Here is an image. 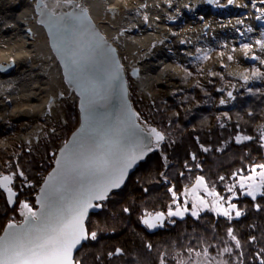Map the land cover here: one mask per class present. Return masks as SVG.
Here are the masks:
<instances>
[{
    "label": "bare ground",
    "instance_id": "obj_1",
    "mask_svg": "<svg viewBox=\"0 0 264 264\" xmlns=\"http://www.w3.org/2000/svg\"><path fill=\"white\" fill-rule=\"evenodd\" d=\"M85 14L93 20L119 52L120 45L131 51L129 68L137 71L136 78L141 89L151 93L152 84H163L175 90L174 84L179 80L180 70L174 61L191 59L196 48L206 52L223 37L240 39L253 33L254 29L251 30L253 25H264V0H232L231 3L229 0H0V122L4 120L1 118V113L8 104L14 106L18 104L20 99L18 95L23 96L26 109L17 110L14 114L17 118L29 116L48 121L56 115L57 107L62 103L64 96L61 98L56 94L55 78L58 73L61 75L62 73L59 60L52 49L53 38L41 22L44 17L53 20L54 16H63L80 23L88 19ZM53 23L58 24V21L54 20ZM65 28L67 30L64 29L65 32L62 34L69 36L68 45L73 47L72 43L79 41L78 38L72 37L75 35V27L68 24ZM260 36L264 43V26L261 28ZM242 56L251 61L258 58L257 53L255 55L245 52ZM215 63L224 67H233L231 74L237 77L243 75L237 65L229 64L223 59ZM127 77L129 81V74ZM196 84H198L196 79L190 81V87L193 88ZM223 91L220 93L222 96H224ZM220 94L217 92L215 97ZM235 97L234 91L232 100L237 101ZM222 102L224 101L220 102L222 106L227 107V102L224 105ZM233 106H237V103L233 102ZM137 114L139 115V112ZM139 118L143 124H146L140 115ZM153 126L160 130V127ZM190 137L186 140L189 141ZM192 137L196 140V136L192 135ZM65 142L67 141L60 144L59 150ZM171 146H175V143L173 142ZM168 147L172 148L169 145ZM166 157V161L170 160V155L167 154ZM161 158L163 159L162 156ZM143 163L130 178L138 172ZM252 165L249 167L255 173L246 176L244 183L252 189L256 183L259 185L260 181V184L263 182L264 187L261 176L264 172L256 165ZM171 175L168 174L167 178L160 177L162 182L154 178L150 181H155L154 184L162 188L167 181L174 187ZM175 178H179L177 173ZM172 191L177 199L179 196L177 191L174 188ZM190 191V201L195 204L196 209L192 211L185 206L184 211L179 210V213L186 221H197L200 216L196 212L209 206L206 203L209 199H206L203 192L213 196L216 193L204 188L203 180L198 181ZM225 201L227 200H223V197L217 194L213 203L220 213L219 219L223 216V219L231 222V219H227L223 214L224 210L230 211L228 209L230 206L228 208L223 206ZM157 213L163 211L158 210ZM189 216L191 218H188ZM215 217L218 219V216ZM147 218L143 220L146 221ZM164 219L165 217L155 219L149 216V224L152 225L149 226L150 229L159 234L164 233L157 230L160 225L162 226ZM141 243L143 247L148 245L146 241ZM75 264L78 263L75 261Z\"/></svg>",
    "mask_w": 264,
    "mask_h": 264
},
{
    "label": "water",
    "instance_id": "obj_2",
    "mask_svg": "<svg viewBox=\"0 0 264 264\" xmlns=\"http://www.w3.org/2000/svg\"><path fill=\"white\" fill-rule=\"evenodd\" d=\"M85 17L88 19L80 23L63 16H54L53 20L44 17L41 22L53 38L52 49L59 60L65 85L76 97L80 123L62 144L53 169L42 183L36 196V209L24 207L21 222H9L0 235V247L7 250L4 259L9 264L15 260L11 249H26L42 243L48 236L65 229L83 210L81 223L86 238L72 247L71 260L75 264V254L88 238L87 220L101 208L102 202L121 190L151 155L159 153L167 167V157L162 152L167 138L154 126L140 121L119 50L87 14ZM68 24L75 27L72 37L79 39L72 43L73 47L68 45L69 36L62 34ZM133 72L136 76L137 71ZM230 93L229 97L233 98V92ZM6 176L11 180L4 181ZM15 178L14 173L0 175V187L11 208L18 197L13 188ZM262 186L263 182L256 183L252 189L258 191ZM99 195L104 198H96ZM89 201L91 206L85 209ZM150 216L165 217L163 213Z\"/></svg>",
    "mask_w": 264,
    "mask_h": 264
},
{
    "label": "rangeland",
    "instance_id": "obj_3",
    "mask_svg": "<svg viewBox=\"0 0 264 264\" xmlns=\"http://www.w3.org/2000/svg\"><path fill=\"white\" fill-rule=\"evenodd\" d=\"M264 25H253L252 29H254L253 33L248 36L241 37L240 39H236L235 37H223L222 40L215 42L212 47L208 48L206 52L201 51V49L195 50L193 52V57L188 60H178L174 61V64L179 67V80L174 84V89L172 90L166 85L163 84H152L151 93L144 92L141 89V86L137 82L136 76L133 75V71L129 68V61L131 59V51L125 47L120 45V55L122 57L123 64L125 68H127V72L129 74V87L131 89L132 99L134 102V98L138 101L139 106H150L151 113L154 114V110L160 112V108H163L162 105L166 106L165 112L172 111L169 113V117L161 118V122L167 125V132L165 133L162 129L161 132L166 136V142L163 145H169L170 147L172 143L175 142L176 136L174 135V128L178 126H182L183 131L188 127L195 126L194 120L196 119L195 113L196 108L202 107L200 104L206 99H202L197 101V104H194V101H190L191 99L186 100V96L192 95L194 92L198 90H215L218 94L221 93L222 90L224 96L221 94L218 96V100L214 103L213 108L217 107V110L221 112V116L226 120L229 117V111L233 106V102H239L243 97H245V101H262L264 102V43L261 39L260 32L261 28ZM248 52L250 54H258V58L255 60H249L247 57L242 56L243 53ZM219 59H223L229 64L237 65L239 69L243 72V75L236 76L231 74V70L233 67H224L221 65H216ZM188 79V80H187ZM197 80L198 84L192 88L190 87V81ZM55 91L56 94L61 96L63 94L62 103L57 107L56 115L48 120L44 121L39 117H29L24 116L22 118H17L14 114L17 110L26 109L25 101L23 96L18 95V104L14 106L13 104H8L5 110L1 113V118H4L3 121L0 122V175H8L14 173L16 175L15 183L13 188L18 181L19 177L25 180V174L20 168V166L16 167L19 162V157L26 151L35 150L39 148L41 144H43L49 137V135H59L60 129L63 126L67 125L68 121L65 115L64 107L67 104H77L76 99L73 94L69 92L67 89L63 76L61 74H57L55 78ZM235 91V98L237 101L232 100L233 98L229 97V93ZM250 97V99H248ZM220 100V101H219ZM221 101L227 102V107H223L221 105ZM182 106L180 108L172 109L167 108L168 106ZM235 105V104H234ZM78 106V104H77ZM152 106V107H151ZM208 106V105H207ZM253 106V105H247ZM210 107V106H209ZM229 107V108H228ZM258 107V106H257ZM79 111V110H78ZM141 112H144L142 110ZM201 115V114H200ZM147 117V115H145ZM219 116V113H218ZM165 119V122H164ZM214 123V122H213ZM217 123V122H215ZM146 124H150L146 121ZM218 126V124H216ZM173 129V130H172ZM180 136L184 138L181 134ZM181 138V139H182ZM68 141V140H67ZM63 142V141H62ZM61 142V143H62ZM54 152V151H53ZM50 154V156L57 157L58 151L56 154ZM166 154L167 153H163ZM165 155V156H166ZM151 157V156H150ZM169 159V158H168ZM47 160V158L45 159ZM162 161H164L162 159ZM167 160V167L164 164V170L160 172V177H166L168 175V171L170 169H175L177 174H179V170L177 171V167L174 166L176 163L173 162V166L171 165L172 161ZM16 165V166H15ZM54 165V163H53ZM256 165L258 168L264 172V160L262 162H257ZM253 165V166H254ZM54 167V166H53ZM50 173V172H49ZM48 173V174H49ZM22 174V175H20ZM47 174V175H48ZM46 175V176H47ZM45 176V178H46ZM242 176V175H241ZM248 176V175H247ZM246 177V176H245ZM43 179L42 183L44 182ZM27 180V179H26ZM41 183V185H42ZM260 184V181H259ZM40 185V187H41ZM246 187V183L243 184ZM39 187V189H40ZM262 188H264L262 186ZM261 188V189H262ZM1 189V187H0ZM15 189V188H14ZM261 189L258 190L261 192ZM263 190V189H262ZM4 193V191L1 189ZM18 193L17 203L19 198ZM258 191H254L253 189L247 190L246 193H259ZM39 192V190H38ZM37 192V194H38ZM168 192V191H167ZM169 193V192H168ZM5 194V193H4ZM36 194V196H37ZM224 195V196H223ZM220 195L223 197V200H229L232 196L230 193H224ZM6 196V194H5ZM35 196V202H36ZM7 199V196H6ZM206 199H209L208 197ZM210 200V199H209ZM225 201V208L229 207ZM8 202V200H7ZM222 203V201H220ZM11 208L9 203V207L11 209L18 208V205ZM234 205V201L231 202ZM255 205L253 206L256 211L264 210L263 205ZM23 204L18 208V216L20 217V221L16 222L14 220L10 222L19 223L22 220L21 210L24 208ZM28 207L32 209H36L34 207L27 204ZM204 210V209H203ZM209 213V212H208ZM240 218H246L247 215L243 214L239 211ZM103 214H106L105 212ZM203 214V212H202ZM107 215V214H106ZM204 215V214H203ZM230 216L233 218L234 213ZM105 219H102L105 223H109L114 225L116 222L111 220V217L107 215ZM201 217V215H200ZM219 219V216H218ZM221 219V218H220ZM253 228H255L253 226ZM237 234L231 233L229 234V242L222 247L218 252H211L208 248L201 250L202 252L196 251H184V257L179 259L178 264H245L242 262V257L250 253L251 246L249 247L248 253H242V241L236 237ZM234 237V238H233ZM252 237V236H251ZM255 237V236H253ZM256 240V239H255ZM255 242V241H253ZM253 244V243H252ZM255 249L253 252L257 255H264V243H257L253 245ZM193 248H189L187 250H191ZM261 250V251H260Z\"/></svg>",
    "mask_w": 264,
    "mask_h": 264
},
{
    "label": "flooded vegetation",
    "instance_id": "obj_4",
    "mask_svg": "<svg viewBox=\"0 0 264 264\" xmlns=\"http://www.w3.org/2000/svg\"><path fill=\"white\" fill-rule=\"evenodd\" d=\"M196 112L201 113L202 123H199L198 126L186 128L181 134L184 137L181 141L189 146L190 141L186 139L191 135L196 136L198 150L194 151L191 147V151H189L190 159H187V156L184 155L178 159L177 164L171 163V165L177 167V171L179 170V178H175L177 173L175 169L168 171V174H172L171 177L175 186L172 187L167 181L164 182V187L170 193V200L163 211L165 219L162 226L160 225V228L157 229L158 232H172L173 228L186 221L183 219L184 216L179 213V210L184 211L185 206L189 210L195 211V204L190 201V190L200 180H203L204 188L215 191L216 195L213 196L203 192V195L210 200L206 202L209 206L196 212L199 213V216H203L208 212L214 216H219L217 206L213 203V200L217 198V194L230 193L232 196L230 201H227L230 206L227 219H231L232 223L243 219L240 218L242 215H236L237 212L241 211L247 215L248 209L254 206V203L264 206V188L261 192L254 193L255 198H253V195L246 193L250 188L243 185L245 176L255 173L249 166L264 159V107L233 106L226 120L221 116V112L217 110V107L202 106L196 108ZM227 152H229L230 157L241 160L236 161L219 173L215 169L218 154L222 156ZM172 188L179 195L177 199L173 195ZM144 192L147 193V189ZM232 201H234V205L231 204ZM105 203L88 220L87 233L89 239L74 257L78 264H178L179 259L184 257V243L176 244L172 240L173 242H167L169 248L164 249L162 239L174 238V234H159L150 229L149 225H146L143 220L158 212V209L152 203L144 204L142 207H136L132 210L134 215L138 214V217L134 218L135 221L139 222L140 233L131 238H129L130 236L125 237L124 241H129L128 245L130 247L124 249L120 243L123 236H126L125 230L128 225L122 226L120 220L111 225L96 217L107 212ZM140 212L141 216L139 215ZM232 213H234V217L236 216L235 218L230 216ZM220 217L224 218L223 216ZM93 233H95L94 239L92 238ZM179 236L184 237V234L181 232ZM142 241H146L148 245L143 247ZM159 245H162L161 249ZM176 247L179 248L176 249ZM186 251H196V249ZM197 252L202 251L197 249Z\"/></svg>",
    "mask_w": 264,
    "mask_h": 264
},
{
    "label": "trees",
    "instance_id": "obj_5",
    "mask_svg": "<svg viewBox=\"0 0 264 264\" xmlns=\"http://www.w3.org/2000/svg\"><path fill=\"white\" fill-rule=\"evenodd\" d=\"M217 92L215 90H198L194 92L190 96L185 95V99H191L190 101H194V104H197V101L204 100L207 102H202L200 106H210L213 107L214 103L217 101L218 97H215ZM241 99V101L237 102V105H253L255 107H264V102L259 101H245ZM250 99V97H248ZM134 104L137 112L143 119V121H148L150 124L156 125L160 127L165 133L167 132V125L161 122V118L169 117V113L172 111H166V106L162 105L163 108H160V112L154 110V114H152L150 110V106H139L138 101L134 98ZM168 106V105H167ZM152 107V106H151ZM171 110L180 108L182 106L174 105L168 106ZM65 115L67 118V125L63 126L60 129L59 135H49L48 139L39 146L37 151L30 150L28 152H24L19 157V162L15 165L16 167L20 166L22 171L25 174V180L19 177L16 182L14 188L19 192L18 198V208L23 204H29L34 207L35 204V196L39 190V187L45 178V176L53 169L54 156H50L56 154L59 150L60 144L62 141H67L71 137V135L78 128L80 123V115L78 111L77 104H67L64 107ZM144 110V112H141ZM147 115V117L145 115ZM201 113H195L194 125L198 126L199 123H202L203 118H201ZM146 118H149L147 120ZM165 122V119H164ZM198 128V127H197ZM173 130V129H172ZM183 130L182 126H178L174 128L175 146L169 148L167 145L163 147V151L170 155V160L177 164L178 159L181 156L186 155L187 159L189 158V151H191V147H193L194 151H197L198 145L194 137H190V145L183 144L181 142V131ZM229 152L220 156L218 154L217 162H216V170L220 173L228 168V166L234 164L236 161L241 159L230 157ZM227 155V156H225ZM47 158V160H45ZM264 159H261L259 162H262ZM164 170V164L162 162V158L159 154H155L151 156L146 163H143L138 172L128 180L126 186L116 192L113 193L106 204L107 215L111 217V220L114 219L121 221V225H128L125 230V234L120 245L124 249H128L130 247L129 241H124V238L127 236L134 237L138 233H140V225L139 222L134 217H138L132 213L136 207H142L144 204L152 203L154 207L160 211H164L167 207V203L170 200V195L167 192V189L164 187H158L155 181L151 182V178H154L160 182V172ZM179 176V174H177ZM147 189V193L144 190ZM159 207V208H157ZM18 208L11 209L8 205L5 194L0 189V235L4 231L6 225L14 220L16 222L20 221V217L18 216ZM114 213V214H113ZM101 213L96 216L99 219H105L107 215ZM141 215V212L139 213ZM253 226L255 228H253ZM181 227V229H180ZM172 232H165L164 234H174V238H165L162 239L163 248L168 249L169 245L167 242H175L176 244L184 243L183 249L187 250L189 248L194 249H205L208 248L211 252H218L222 247H224L227 242H229V234L234 233L237 234L238 237L243 244L242 253H248L249 247L251 246L250 253L242 257V262L245 264H264V255L263 254H255L253 251L254 244L264 243V210L256 211L252 206L248 209L246 218L236 221L229 222L223 218L216 219V217L210 213L204 214L197 221H184L181 222L180 225L176 228L172 229ZM184 234V237H180L181 232ZM177 234V235H176ZM252 236V237H251ZM255 236V237H253ZM256 239V240H255ZM166 240V241H165ZM173 240V241H172ZM255 241V242H253ZM253 243V244H252ZM162 245H159L161 249ZM179 247H176L178 249ZM261 251V250H260ZM244 253V254H245Z\"/></svg>",
    "mask_w": 264,
    "mask_h": 264
},
{
    "label": "snow or ice",
    "instance_id": "obj_6",
    "mask_svg": "<svg viewBox=\"0 0 264 264\" xmlns=\"http://www.w3.org/2000/svg\"><path fill=\"white\" fill-rule=\"evenodd\" d=\"M232 0H229L231 3ZM264 47V45H262ZM231 95V93H229ZM155 131V130H153ZM159 139L162 137L159 136ZM262 178H264V173H261ZM4 181H10V177H4ZM11 192V189H8ZM253 195L254 193H249ZM96 198L103 199V195H99ZM91 206L90 201L84 205V208ZM25 208H28V205H24ZM29 211H31L29 209ZM174 214V213H170ZM224 215H229L227 210L223 211ZM237 216L240 215L239 212L236 213ZM83 210L80 211L79 216H74L70 224L65 228L60 230L59 233L55 235H50L42 243L37 244L34 247L29 248H14L11 249V255L15 257V260L12 264H72L71 260V250L72 247L79 242L81 238H86L82 226ZM146 224H149V221H145ZM149 226H152L149 224ZM92 238H95V233L92 234ZM234 238V237H233ZM6 249L0 247V264H9V261L4 259L6 254Z\"/></svg>",
    "mask_w": 264,
    "mask_h": 264
}]
</instances>
